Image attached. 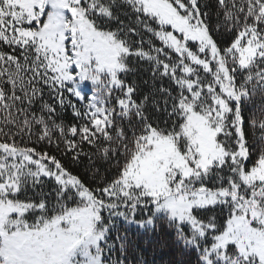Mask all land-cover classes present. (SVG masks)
<instances>
[{
	"label": "snow or ice",
	"instance_id": "6c2138e0",
	"mask_svg": "<svg viewBox=\"0 0 264 264\" xmlns=\"http://www.w3.org/2000/svg\"><path fill=\"white\" fill-rule=\"evenodd\" d=\"M0 264H264V0H0Z\"/></svg>",
	"mask_w": 264,
	"mask_h": 264
}]
</instances>
